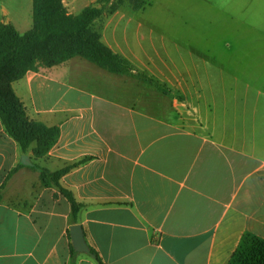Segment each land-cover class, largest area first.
Returning <instances> with one entry per match:
<instances>
[{"label": "crops", "instance_id": "0c3cea01", "mask_svg": "<svg viewBox=\"0 0 264 264\" xmlns=\"http://www.w3.org/2000/svg\"><path fill=\"white\" fill-rule=\"evenodd\" d=\"M63 1L72 13L87 6ZM207 7L209 54L184 45L178 73L98 24L119 7L92 24L134 68L166 82L171 99L81 56L12 81L27 116L60 135L34 156L0 120V264H97L71 255L74 223L104 264H228L245 232L264 237V0H182L189 18ZM30 14L32 0H0V22L19 32ZM33 162L71 166L60 184L81 204L75 219Z\"/></svg>", "mask_w": 264, "mask_h": 264}, {"label": "trees", "instance_id": "16d2710c", "mask_svg": "<svg viewBox=\"0 0 264 264\" xmlns=\"http://www.w3.org/2000/svg\"><path fill=\"white\" fill-rule=\"evenodd\" d=\"M99 4L87 5L78 13L69 12L63 0H32V27L19 32L12 23L0 22V120L5 131L26 150L33 144V155L40 156L57 141L59 125H47L29 118L22 101L12 89V81L29 70L60 64L73 56H81L113 73H132L139 79L152 83L164 94L172 89L166 82L136 70L131 61L113 51L101 40L93 27L95 19L104 11L113 12L109 0H97ZM143 5V1L140 5ZM85 156L79 162L88 159ZM43 185H56L68 199L73 219L81 204L72 192L60 184V179L71 166L50 171L33 162ZM97 264H104L95 248L89 244ZM73 257L77 252L70 245ZM71 264L74 260L71 259ZM228 264H264V237L245 232L232 252Z\"/></svg>", "mask_w": 264, "mask_h": 264}, {"label": "rangeland", "instance_id": "374dc122", "mask_svg": "<svg viewBox=\"0 0 264 264\" xmlns=\"http://www.w3.org/2000/svg\"><path fill=\"white\" fill-rule=\"evenodd\" d=\"M142 1L143 7L136 6ZM95 2L78 0V7L99 3ZM113 4L118 5L117 11L97 19L98 24L110 22L107 31L116 32L115 39L126 46L125 49L139 51L140 55L144 56L149 54L161 69L166 66L175 73L182 72L183 46L189 43L199 54H209L211 39L209 7L205 12L193 14L189 18L186 12L182 11V0H109L106 8ZM29 17L31 21V14ZM182 21L190 25L183 26ZM194 23L198 24L197 29L194 28ZM114 26L116 29H110ZM167 94L171 99L176 92L172 89L171 93Z\"/></svg>", "mask_w": 264, "mask_h": 264}, {"label": "water", "instance_id": "95a60500", "mask_svg": "<svg viewBox=\"0 0 264 264\" xmlns=\"http://www.w3.org/2000/svg\"><path fill=\"white\" fill-rule=\"evenodd\" d=\"M69 231L73 249L76 252L86 253L94 257L95 255L91 252L89 244L86 241L82 225L80 223H74L70 225Z\"/></svg>", "mask_w": 264, "mask_h": 264}]
</instances>
